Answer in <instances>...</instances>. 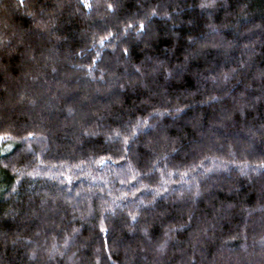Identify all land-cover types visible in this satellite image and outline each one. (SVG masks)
<instances>
[{
  "label": "trees",
  "instance_id": "1",
  "mask_svg": "<svg viewBox=\"0 0 264 264\" xmlns=\"http://www.w3.org/2000/svg\"><path fill=\"white\" fill-rule=\"evenodd\" d=\"M0 264H264V0H0Z\"/></svg>",
  "mask_w": 264,
  "mask_h": 264
},
{
  "label": "snow or ice",
  "instance_id": "2",
  "mask_svg": "<svg viewBox=\"0 0 264 264\" xmlns=\"http://www.w3.org/2000/svg\"><path fill=\"white\" fill-rule=\"evenodd\" d=\"M21 2H22V0H21ZM85 6H88V5L86 4ZM108 7H109V8H111V7H112V5H111V4H109V5H108ZM141 28H143V24H141ZM101 43H103V40L101 41ZM125 51H127V50H125ZM133 219H135V217H133Z\"/></svg>",
  "mask_w": 264,
  "mask_h": 264
}]
</instances>
